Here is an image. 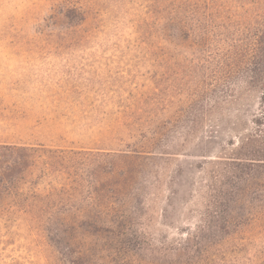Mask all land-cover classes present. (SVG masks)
Here are the masks:
<instances>
[{
    "label": "rangeland",
    "instance_id": "1",
    "mask_svg": "<svg viewBox=\"0 0 264 264\" xmlns=\"http://www.w3.org/2000/svg\"><path fill=\"white\" fill-rule=\"evenodd\" d=\"M238 2L0 0V143L118 154L112 178L103 177L112 182V205L132 202L133 186L152 194L157 177L158 203L146 202L152 243L186 246L204 211L209 173L233 157L237 136L254 130L262 106L261 91L239 75L224 81L226 53L220 59L205 36L210 8L229 5L249 19L264 9ZM223 32L220 42L248 36ZM134 150L156 158L141 168L127 156ZM46 229L0 215V264H69L67 253L95 243L52 238ZM98 243L107 264L179 263L171 251ZM191 247L200 264H264V234L254 227L212 248L205 263Z\"/></svg>",
    "mask_w": 264,
    "mask_h": 264
},
{
    "label": "trees",
    "instance_id": "2",
    "mask_svg": "<svg viewBox=\"0 0 264 264\" xmlns=\"http://www.w3.org/2000/svg\"><path fill=\"white\" fill-rule=\"evenodd\" d=\"M255 4L264 6V0H255ZM238 11L229 5L210 8L205 16V36L211 40V47H217L220 59V54L226 53L224 81L230 84L239 75L246 86L261 91L262 106L253 121L254 130L237 136L233 157L227 161L223 158L227 162L224 167L209 173L210 184L202 197L204 211L195 231L187 233L186 246L162 244L157 249L152 243L148 231L151 221L145 217L158 203L157 177L151 182L153 190L148 197L133 186L132 202L112 205V182L103 177L112 178V159L118 154L0 143V215L29 218L45 226L52 238L95 241L89 250L67 253L69 264H107L98 249V241L103 239L126 241L136 251L159 252L162 256L171 251L176 253L178 264H200L194 261L191 246L195 245L197 259L205 263L212 248L222 241H235L249 227L264 234V180L259 181L260 169L264 168V9L251 19ZM233 28L243 29V37L248 36L240 41L227 37L220 42L218 34ZM127 156L141 168V161L156 158L152 152L139 150ZM146 202L154 206L146 207ZM114 259L112 264H121Z\"/></svg>",
    "mask_w": 264,
    "mask_h": 264
}]
</instances>
